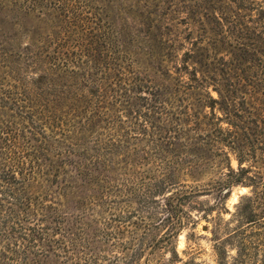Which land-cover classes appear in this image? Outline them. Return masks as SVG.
<instances>
[{
	"label": "trees",
	"instance_id": "16d2710c",
	"mask_svg": "<svg viewBox=\"0 0 264 264\" xmlns=\"http://www.w3.org/2000/svg\"><path fill=\"white\" fill-rule=\"evenodd\" d=\"M256 5L0 0V264H136L204 192L187 182L264 185ZM257 193L232 215L239 264Z\"/></svg>",
	"mask_w": 264,
	"mask_h": 264
},
{
	"label": "rangeland",
	"instance_id": "374dc122",
	"mask_svg": "<svg viewBox=\"0 0 264 264\" xmlns=\"http://www.w3.org/2000/svg\"><path fill=\"white\" fill-rule=\"evenodd\" d=\"M252 1L257 3L252 12L255 17L258 11L264 8V0ZM189 24L188 27L179 26L185 37L189 31H196V25ZM189 47V43L185 42L178 57L181 58L182 53ZM245 165L250 164L245 162ZM230 166L233 170L238 168L237 160L232 154ZM223 174H226L225 169L207 173L197 183L187 182L192 185H204L201 187L205 189L204 192L193 199L195 206L184 203V213L181 216L183 224L174 237L169 242L160 243L151 252L146 247L141 260L136 264H239L238 260L242 254L240 248L227 238L228 234L239 226L237 218L232 215L241 204H248V201L242 200L244 197L252 200L258 191L260 204H253V211L258 215L259 222L264 225V185L257 189L241 184L234 185L226 197H223L226 189L219 195L214 188L215 183L223 180ZM249 227L254 233L249 234L250 245L245 253V264H264V231H259L257 224ZM160 233L161 231L154 232L152 235L158 237Z\"/></svg>",
	"mask_w": 264,
	"mask_h": 264
}]
</instances>
